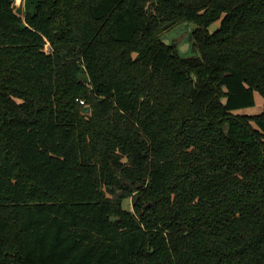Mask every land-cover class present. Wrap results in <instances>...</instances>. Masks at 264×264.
<instances>
[{
  "label": "trees",
  "instance_id": "trees-1",
  "mask_svg": "<svg viewBox=\"0 0 264 264\" xmlns=\"http://www.w3.org/2000/svg\"><path fill=\"white\" fill-rule=\"evenodd\" d=\"M13 2L0 264H264V106L236 113L264 105V0Z\"/></svg>",
  "mask_w": 264,
  "mask_h": 264
},
{
  "label": "rangeland",
  "instance_id": "rangeland-1",
  "mask_svg": "<svg viewBox=\"0 0 264 264\" xmlns=\"http://www.w3.org/2000/svg\"><path fill=\"white\" fill-rule=\"evenodd\" d=\"M14 0V8L15 11L18 15L23 17L24 13L26 11H33L34 9V4L36 3V0H24V4L26 6L25 11L23 10V6L21 3L23 0ZM196 27L194 24H179L175 28L171 29L168 32L163 33L162 38L164 40H168L170 44H172L178 55L181 57L185 58H191L194 59L196 57H199V51L198 47L194 45L192 47V38L190 37L191 31ZM219 27V21H216L211 24V26L208 28V32L211 33L214 30H216ZM81 80H86L87 76L84 73L78 74ZM263 99L262 97L258 94H254V106L253 107H248L246 109H241L237 111L236 113L241 114V115H257L260 114L263 110ZM85 108H88L87 106ZM84 108V109H85ZM87 114V113H84ZM135 195H131L128 197L127 200L123 203V207L125 209L133 210V202H134Z\"/></svg>",
  "mask_w": 264,
  "mask_h": 264
},
{
  "label": "water",
  "instance_id": "water-1",
  "mask_svg": "<svg viewBox=\"0 0 264 264\" xmlns=\"http://www.w3.org/2000/svg\"><path fill=\"white\" fill-rule=\"evenodd\" d=\"M165 41V44L168 45L169 44V41L168 40H164ZM90 112V109L89 108H85L84 110V113H89Z\"/></svg>",
  "mask_w": 264,
  "mask_h": 264
},
{
  "label": "crops",
  "instance_id": "crops-1",
  "mask_svg": "<svg viewBox=\"0 0 264 264\" xmlns=\"http://www.w3.org/2000/svg\"><path fill=\"white\" fill-rule=\"evenodd\" d=\"M20 2H21V0H20ZM20 2H19V4H20ZM21 5L23 6V10L25 11L26 6H25V4H24V0H23V2L21 3ZM13 6H14V4H13ZM14 7H15V6H14Z\"/></svg>",
  "mask_w": 264,
  "mask_h": 264
},
{
  "label": "built area",
  "instance_id": "built-area-1",
  "mask_svg": "<svg viewBox=\"0 0 264 264\" xmlns=\"http://www.w3.org/2000/svg\"><path fill=\"white\" fill-rule=\"evenodd\" d=\"M81 103L83 104V102L81 101Z\"/></svg>",
  "mask_w": 264,
  "mask_h": 264
}]
</instances>
